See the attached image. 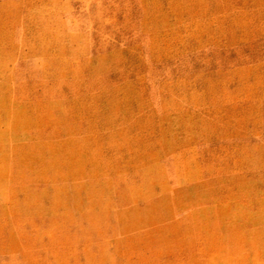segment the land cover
I'll return each mask as SVG.
<instances>
[{"label": "rangeland", "instance_id": "374dc122", "mask_svg": "<svg viewBox=\"0 0 264 264\" xmlns=\"http://www.w3.org/2000/svg\"><path fill=\"white\" fill-rule=\"evenodd\" d=\"M0 264H264V0H0Z\"/></svg>", "mask_w": 264, "mask_h": 264}]
</instances>
